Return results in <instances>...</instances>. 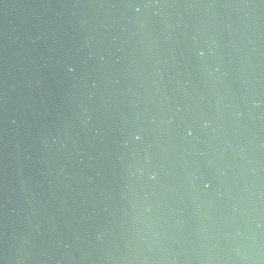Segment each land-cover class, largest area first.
I'll use <instances>...</instances> for the list:
<instances>
[{"label": "water", "instance_id": "water-1", "mask_svg": "<svg viewBox=\"0 0 264 264\" xmlns=\"http://www.w3.org/2000/svg\"><path fill=\"white\" fill-rule=\"evenodd\" d=\"M0 264H264V0H0Z\"/></svg>", "mask_w": 264, "mask_h": 264}]
</instances>
